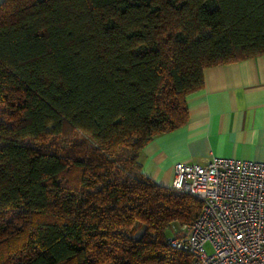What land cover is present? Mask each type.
Masks as SVG:
<instances>
[{"label": "trees", "instance_id": "1", "mask_svg": "<svg viewBox=\"0 0 264 264\" xmlns=\"http://www.w3.org/2000/svg\"><path fill=\"white\" fill-rule=\"evenodd\" d=\"M262 53L264 0H3L0 264H190L165 230L201 201L139 153L204 68Z\"/></svg>", "mask_w": 264, "mask_h": 264}, {"label": "crops", "instance_id": "2", "mask_svg": "<svg viewBox=\"0 0 264 264\" xmlns=\"http://www.w3.org/2000/svg\"><path fill=\"white\" fill-rule=\"evenodd\" d=\"M202 74V87L185 98V124L154 136L139 153L142 173L160 185L171 186L177 161L264 162V53Z\"/></svg>", "mask_w": 264, "mask_h": 264}, {"label": "built area", "instance_id": "3", "mask_svg": "<svg viewBox=\"0 0 264 264\" xmlns=\"http://www.w3.org/2000/svg\"><path fill=\"white\" fill-rule=\"evenodd\" d=\"M170 187L201 201L197 217L167 240L190 264H264V162L177 161Z\"/></svg>", "mask_w": 264, "mask_h": 264}, {"label": "rangeland", "instance_id": "4", "mask_svg": "<svg viewBox=\"0 0 264 264\" xmlns=\"http://www.w3.org/2000/svg\"><path fill=\"white\" fill-rule=\"evenodd\" d=\"M3 0H0V3L2 2ZM1 108H0V120L3 119L2 115H1ZM51 137H49L48 139H50ZM81 138H87L85 135L81 134V133H71L70 136H69V140H77V139H81ZM23 142L27 145H30L31 143H33L32 139H24ZM58 142H60L61 145L65 146L67 144V142H65L64 138H61V137H58ZM179 229V225L177 226V224H172L170 225V227H168L166 230H165V236L166 237H169V236H172L174 234V232L176 233H179L180 231L178 230ZM141 229H139L135 235H137L139 232H140ZM119 232L121 233H126L127 230L125 229H122L120 230Z\"/></svg>", "mask_w": 264, "mask_h": 264}]
</instances>
